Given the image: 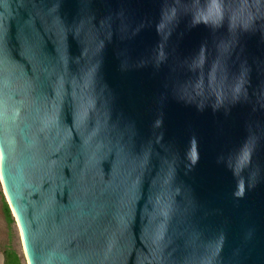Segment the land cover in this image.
Listing matches in <instances>:
<instances>
[{
    "label": "water",
    "instance_id": "95a60500",
    "mask_svg": "<svg viewBox=\"0 0 264 264\" xmlns=\"http://www.w3.org/2000/svg\"><path fill=\"white\" fill-rule=\"evenodd\" d=\"M0 181L28 264H264V0H0Z\"/></svg>",
    "mask_w": 264,
    "mask_h": 264
},
{
    "label": "rangeland",
    "instance_id": "374dc122",
    "mask_svg": "<svg viewBox=\"0 0 264 264\" xmlns=\"http://www.w3.org/2000/svg\"><path fill=\"white\" fill-rule=\"evenodd\" d=\"M1 190L3 191L0 181ZM9 247L16 249L23 256L24 260H26L19 226L16 219L15 223H9L7 220L0 194V264H4V250ZM25 262L28 264L27 260Z\"/></svg>",
    "mask_w": 264,
    "mask_h": 264
},
{
    "label": "trees",
    "instance_id": "16d2710c",
    "mask_svg": "<svg viewBox=\"0 0 264 264\" xmlns=\"http://www.w3.org/2000/svg\"><path fill=\"white\" fill-rule=\"evenodd\" d=\"M0 194L2 196L4 212L7 220L9 223H15L14 215L2 190L0 191ZM25 261L26 260H24L23 256L20 255L16 249L9 247L4 250V264H26Z\"/></svg>",
    "mask_w": 264,
    "mask_h": 264
}]
</instances>
